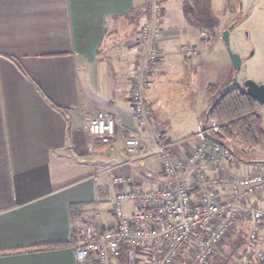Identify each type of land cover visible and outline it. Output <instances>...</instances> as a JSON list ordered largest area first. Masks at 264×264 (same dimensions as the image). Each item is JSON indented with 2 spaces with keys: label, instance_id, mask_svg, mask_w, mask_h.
<instances>
[{
  "label": "crops",
  "instance_id": "0c3cea01",
  "mask_svg": "<svg viewBox=\"0 0 264 264\" xmlns=\"http://www.w3.org/2000/svg\"><path fill=\"white\" fill-rule=\"evenodd\" d=\"M167 2L160 56L150 66L145 106L152 131L161 128L167 151L183 161L200 143L195 134L205 117L201 123L194 113L176 124L181 113H168L153 85H160L169 72L178 76L194 69L196 56L208 47L191 12ZM147 19L146 0H0V264H79L74 247L80 221L85 219L95 231L114 225L106 183L94 176L102 163L110 164L115 175H132L138 193L157 185L139 177V160L127 158L125 151L134 134L140 133L143 141L147 136L130 102L136 32ZM205 20L211 22V15ZM189 44L196 54L187 59L180 48ZM222 59L227 69L229 61ZM99 111L116 119L115 141L109 147L87 133L89 120ZM259 115L264 130V107ZM193 126V138L187 140ZM236 151L243 153L240 147ZM254 152L257 157L246 162L222 159L217 168L198 165L204 175L217 179L220 201L227 192L222 180L228 184L264 172V164L250 163L264 162V143ZM155 160L147 157L141 164ZM183 182L198 201L201 193L194 178L187 173ZM248 200L264 210V191ZM259 246L264 251V231ZM82 264H95L94 257Z\"/></svg>",
  "mask_w": 264,
  "mask_h": 264
},
{
  "label": "built area",
  "instance_id": "2783aa9c",
  "mask_svg": "<svg viewBox=\"0 0 264 264\" xmlns=\"http://www.w3.org/2000/svg\"><path fill=\"white\" fill-rule=\"evenodd\" d=\"M147 4L148 19L138 32V52L130 78L132 113L147 136L143 141L140 133L134 134L126 140L125 149L131 156L155 157L158 173L167 182L138 193L130 176L114 175L113 168L107 169L105 188L114 225L95 231L85 219L81 220L75 260L79 264L89 257H94L95 264H208L224 238L233 232L235 222L244 220L250 226L240 254L241 264H264V251L259 246L264 210L248 200L250 195L264 191V172L236 177L228 184L222 180L227 192L220 201L214 187L217 179H210L198 167L203 162L217 168L222 159L234 161L227 149L206 139V135L217 133L219 125L212 121L204 130L198 126L195 136L200 143L183 161L167 151L162 133L154 135L152 131L145 91L150 66L159 59L155 42L162 35L164 0H147ZM180 51L187 59L196 54V49L187 45H182ZM115 123L111 113L99 111L89 120L87 133L98 144L109 147L115 141ZM187 173L200 190L198 201L192 200L191 188L183 182ZM145 178L152 180L153 174L147 171ZM113 189L116 192L112 193Z\"/></svg>",
  "mask_w": 264,
  "mask_h": 264
},
{
  "label": "rangeland",
  "instance_id": "374dc122",
  "mask_svg": "<svg viewBox=\"0 0 264 264\" xmlns=\"http://www.w3.org/2000/svg\"><path fill=\"white\" fill-rule=\"evenodd\" d=\"M167 1L166 5L175 2L177 5L182 4L183 9L187 12H191L190 18L198 22L197 28L203 32L202 43L205 48L208 47L207 50L202 51L196 56L193 63L194 69L186 70L185 73L178 76L173 72H169L161 79L160 85H153L166 111L168 113L175 111L181 113L179 115H182V120L178 118L176 124H184L186 120H189V116L194 113L196 116H200L202 123L208 109L207 104H212L214 100L213 95L216 96L221 91L223 92L232 82L233 77H236L240 84L247 79L257 84H264V0H191L190 3L193 6L187 0ZM238 2L242 4V13L237 18L238 25L230 32V48L232 52L240 55L242 61L241 68L235 76V71L226 53V47L221 40V34L231 24L236 14ZM210 15L211 22L206 21L205 18H208ZM199 16L200 19H198ZM144 23L139 25L136 32L137 52V34ZM160 27L163 33L162 21ZM246 33L248 34V38L245 36ZM161 37L155 42L159 51L158 56H160L158 41ZM187 46L193 47L194 45L189 44ZM250 52H253L251 57H249ZM223 57H226L229 61L227 69L224 67ZM207 87L208 90L206 91ZM208 96H212V98H208ZM199 98L202 100L201 105L198 102ZM207 100L209 101L205 105V101ZM194 131L195 126L189 128L188 133H186L187 140L193 138V135L189 134H192ZM157 132L164 135L161 128L155 129L154 135ZM126 153L128 155L127 158H131V155L127 151ZM255 154L257 152L248 153L246 154V158H256ZM136 158L139 160L136 172L142 180L148 181L145 178V172L149 171L153 174V179L149 180L148 184L154 182L153 184H157L156 186H158L165 183L158 173L159 163L157 159L151 165L145 167L141 164L144 158L138 156ZM104 164L100 165L102 169L98 173L96 172L94 176L102 177L105 183H107L109 176H106L105 171L111 168L108 167L111 165L105 164L103 166ZM121 176L132 177L129 174ZM150 189L153 188H148V190ZM113 192H116V189H113ZM249 226L247 221L237 220L233 232L224 238L219 251L210 259L208 264H241L240 254L246 242ZM213 260H216V262L213 263Z\"/></svg>",
  "mask_w": 264,
  "mask_h": 264
},
{
  "label": "trees",
  "instance_id": "16d2710c",
  "mask_svg": "<svg viewBox=\"0 0 264 264\" xmlns=\"http://www.w3.org/2000/svg\"><path fill=\"white\" fill-rule=\"evenodd\" d=\"M226 90L212 102L208 118L203 123L216 122L219 129L213 137L221 142V147L227 149L236 161L246 162V154L264 143L262 119L258 114L264 105L248 97L242 89ZM236 147L242 148L244 156L236 151Z\"/></svg>",
  "mask_w": 264,
  "mask_h": 264
},
{
  "label": "water",
  "instance_id": "95a60500",
  "mask_svg": "<svg viewBox=\"0 0 264 264\" xmlns=\"http://www.w3.org/2000/svg\"><path fill=\"white\" fill-rule=\"evenodd\" d=\"M239 6H241V3H239ZM233 28H234V23L229 25L227 27V29H225L222 32L221 40L226 47V53H227V55L231 61L232 68L235 71V73L237 74L241 68L242 61H241L240 55L232 52V50L230 48V32L233 30ZM245 36L248 38L247 33L245 34ZM252 55H253V52H250L249 57H251ZM232 86L235 88H238V89H242L248 97L257 101L260 105H264V84H257L255 82H253L252 80H249V79L244 80L240 84L237 81L236 77H234L232 79ZM226 91H228V90H226ZM209 112H210V108L207 110V112L205 114V120H207ZM205 125H206L205 123L201 124L202 130L205 129ZM206 139L208 141H210L211 143H214V144L221 146V142L211 135H206ZM250 163L257 164V165H263L264 164V162H261V161L250 162Z\"/></svg>",
  "mask_w": 264,
  "mask_h": 264
},
{
  "label": "flooded vegetation",
  "instance_id": "af4514ba",
  "mask_svg": "<svg viewBox=\"0 0 264 264\" xmlns=\"http://www.w3.org/2000/svg\"><path fill=\"white\" fill-rule=\"evenodd\" d=\"M239 3H241V2H238V5H237V9H236V14L234 15V18H233V20H232V22H231V24H233L234 23V28L238 25V23H237V18H238V16L242 13V4H241V6H239ZM230 24V25H231ZM233 28V29H234ZM237 74L235 73V76H236ZM234 78V77H233ZM230 86V87H229ZM227 88H235V87H233L232 86V82L227 86Z\"/></svg>",
  "mask_w": 264,
  "mask_h": 264
}]
</instances>
